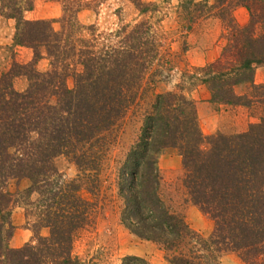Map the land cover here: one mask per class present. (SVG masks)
Returning <instances> with one entry per match:
<instances>
[{
	"label": "trees",
	"instance_id": "obj_1",
	"mask_svg": "<svg viewBox=\"0 0 264 264\" xmlns=\"http://www.w3.org/2000/svg\"><path fill=\"white\" fill-rule=\"evenodd\" d=\"M131 1L143 13L154 6ZM60 2L59 17L24 19L32 0H0V14L16 20L13 45L33 51L30 62H13L0 73V264H80L72 254L73 240L93 224L97 208L81 195V185L93 194L100 189L114 130L141 99L147 81L163 75V65L173 69L170 60L160 59L148 19L102 34L77 18L94 0ZM179 5L187 29L209 13L225 26L218 56L193 67L191 76L207 86L212 101L260 114L245 130L204 136L192 100L177 90L156 93L139 137L116 164L120 221L161 246L168 264H220L225 252L244 264H264V81H254L255 70L264 67V0H181ZM239 6L248 12L244 25L233 17ZM43 58L49 67L39 71L35 65ZM17 76L27 79L21 90L13 84ZM70 76L72 87L66 83ZM240 84L248 90L237 94ZM165 147L177 150L182 185L212 220L207 237L195 234L162 196L158 157ZM60 156L75 164L76 177L63 178L56 165ZM21 179L29 186L9 188ZM18 198L48 232L13 248L11 209ZM122 264L148 263L127 255Z\"/></svg>",
	"mask_w": 264,
	"mask_h": 264
},
{
	"label": "rangeland",
	"instance_id": "obj_2",
	"mask_svg": "<svg viewBox=\"0 0 264 264\" xmlns=\"http://www.w3.org/2000/svg\"><path fill=\"white\" fill-rule=\"evenodd\" d=\"M90 1V0H84ZM143 7L148 3L154 5L147 12H140L131 0H94L88 9L78 12L81 24L94 25L104 34L114 31L121 24L133 25L142 19H148L157 35L160 45V59L170 60L173 69L163 65V75L153 81H147L141 91V99L132 106L113 132V141L104 160L99 175L100 189L95 194L89 185H81V195L96 202L94 222L82 229L74 238L72 254L80 264H122L123 257L137 255L145 258L148 264H168L165 251L157 243L137 237L120 221L122 198L116 186V164L123 159L129 147L139 137L143 126L144 111L159 92L181 91L192 100L196 109L198 123L204 136L216 132L234 133L245 130L250 122L258 120L260 114L256 108L241 105H225L210 99L207 86L191 76L193 67H198L214 60L225 43V26L214 15L203 14L198 17L192 28L187 29L186 18L180 9L181 0H140ZM199 1V0H197ZM213 0H208L211 4ZM31 9L23 11L24 19H51L61 14L60 0H32ZM233 17L237 24L248 21V12L244 7H236ZM16 20L0 14V73L11 68L13 62L25 64L32 60L30 47L13 45ZM36 69L44 71L49 67L46 58L40 59ZM254 81H264V67L255 70ZM25 76L14 78V87L26 86ZM69 87L73 85L72 77L66 79ZM246 84L235 87L237 94L246 92ZM206 144H204L205 146ZM56 165L64 179L76 177L78 170L74 163L60 156ZM161 175V193L171 209L180 213L189 228L201 237H207L212 229V220L190 200L182 185V167L177 150L165 147L158 157ZM29 186L27 179L9 183V188L23 190ZM32 194L30 200H34ZM31 206L18 198L12 205L11 221L14 225L10 246L20 247L35 240V236L46 235L47 229L36 225L35 214L30 213ZM220 264H244L232 252H225L219 257Z\"/></svg>",
	"mask_w": 264,
	"mask_h": 264
}]
</instances>
